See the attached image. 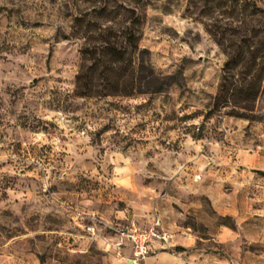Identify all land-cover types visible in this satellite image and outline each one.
<instances>
[{
    "label": "clouds",
    "instance_id": "clouds-1",
    "mask_svg": "<svg viewBox=\"0 0 264 264\" xmlns=\"http://www.w3.org/2000/svg\"><path fill=\"white\" fill-rule=\"evenodd\" d=\"M5 4L14 9L17 15L10 22L0 21V96H4L5 102V106L0 108V113L7 116L13 108L11 97L4 95L3 92V89L10 87L12 91L19 90L22 94L23 102L16 106L17 115L23 113L33 126L38 123L56 126L54 134L49 128L48 132L40 129L28 136L23 141L24 149L29 153L32 150L36 153L43 150L48 154L49 163L45 171L49 178L53 176V169L57 167L58 161L65 162L63 169H58L60 171L58 178L63 179L66 174L75 171L72 164L88 157H91V163L95 165L91 173L94 177L100 174L96 171L97 168L104 169L108 164L113 165V175L120 172L121 169L116 167V161L109 158L107 144V140L116 135L115 131L99 138L98 146L105 149L103 155L89 146L99 129L113 116L119 117L117 124L125 135L131 132L136 121L131 117H124L120 112L109 110L113 100L111 96L103 99H86L79 95L81 86L76 79L81 73L78 53L84 46L86 38L83 35H75L74 20L81 18L91 23L101 22L100 31L123 37L129 28L136 31V28L127 22V17L132 11L139 14L136 0H96L95 3L93 0H11V2L0 0V5ZM232 6L235 12L224 21L226 24L241 31L264 25V8L256 10L253 7V0H232ZM97 8L104 10L102 17L96 16L94 10ZM148 11L151 14V8ZM171 19L174 20L175 17ZM65 24H69L70 27L65 29ZM96 34L97 30L90 33ZM57 48L64 49L60 57L56 56ZM224 60L226 58L221 57V61L215 64L216 70L220 72L219 76L214 71L196 85H189L195 88V97L186 98L190 100V106L184 111H179L178 115L209 111L210 106L217 102L221 85L225 82L224 77L227 76L231 86L226 94L227 104L223 102L220 104V114L236 112L242 117H229L233 131L225 139L229 140L231 150L226 153L221 151L222 142L215 136L223 132V128L216 126V132H212V127L216 125L215 120L209 121L207 128L208 136L212 139L206 137L197 141L191 134L179 130L172 131L163 138L169 140V143L179 139L182 147L181 153L178 154L179 158L185 162L189 159L197 161L199 167L192 179L200 183L209 176L216 179L213 168L222 166L221 171H224L223 166H229L231 171H226L222 177L225 182L234 183L229 199L234 201L237 196L243 194L247 211L243 216L238 212L232 213L238 217L236 230L220 226L219 229L210 231L209 239L202 241L204 248L225 252L226 259L219 261L218 264H264V251H261L259 256L253 251L264 248V177L257 178L252 174V169L264 171V158L259 157V153L264 152V99H249L247 102L242 100L238 95L239 89L246 88L251 77L246 81L238 71L230 74L223 72ZM35 80H39L40 83L33 84ZM256 83L258 91L264 96V79H259ZM125 103L136 105L142 101L132 100ZM181 106L182 102L176 105L177 109ZM74 117L79 119H73ZM9 122L15 125V120L9 116L5 126L0 127V132L7 131L10 137L12 130L7 127ZM202 122L203 117L197 116L195 119L185 121L184 126L191 128L195 125L198 132ZM78 126H82L80 130ZM9 137H6V140ZM148 139L154 142L156 137L149 135ZM149 147L159 145L150 144ZM191 150H194L196 155H185V152ZM228 156H234L235 163L227 159ZM72 157H76V161H73ZM33 158L35 157L29 155L30 161ZM7 159L6 154H0V162ZM148 162L141 158V164ZM152 162L159 166V157H155ZM173 162L177 167L168 170L166 175H149L162 179L165 183L172 180V189L179 190L176 195L164 198L160 193L154 192L148 197L147 202H141L143 199L138 197L135 204L127 206L124 210L113 209L100 216L104 229L120 231L115 237H106L104 229L94 226L90 235L85 237L87 243L79 249L70 250L72 254H79L84 258L93 257L95 264H202L200 258L205 256V252L197 247L195 239L190 235L191 229L179 230L177 235L178 230L174 223L165 228V223L173 221L176 217L172 204L180 205L181 199L190 191L187 185L178 183L186 175L187 169L181 172L184 165L178 160ZM210 165L212 168H209ZM240 165L246 169L244 173L236 172ZM206 168L209 169L207 173L204 171ZM83 170L87 171L86 168ZM177 172L181 173L180 177L176 176ZM0 173L17 174L10 167L0 168ZM234 177H237L235 181ZM117 187L123 188L125 185L118 184ZM178 196L180 198H177ZM87 203L90 204L91 201ZM254 204L261 207L253 209ZM12 208L16 214H20L17 205L13 204ZM89 215L95 217L97 213L91 212ZM249 218L252 219L251 226L245 224ZM157 227L161 229L160 232L156 231ZM39 234L27 232L23 235H12L11 238L0 234V264H33L29 258L33 247L30 241L39 247V242L36 241ZM93 241L95 248L90 252L89 245ZM177 244H184L187 251L176 252Z\"/></svg>",
    "mask_w": 264,
    "mask_h": 264
},
{
    "label": "rangeland",
    "instance_id": "rangeland-1",
    "mask_svg": "<svg viewBox=\"0 0 264 264\" xmlns=\"http://www.w3.org/2000/svg\"><path fill=\"white\" fill-rule=\"evenodd\" d=\"M93 2L95 3L96 0ZM136 4L139 14L137 11L135 13L142 16V23L139 27L138 48L131 52L132 61L139 67L140 73L136 78L133 94L81 96L86 99H103L111 96L113 100L109 110L120 112L124 117H131L136 121L131 132L125 135L117 124L119 117L113 116L99 129L89 146L103 155L105 149L98 146L99 138L115 131L116 135L111 136L107 144L109 158L116 161V167L121 169L120 172L113 175V165L108 164L104 169L97 168L96 171L100 174L94 177L91 173L95 165L91 163V157H88L72 164V169L75 171L66 174L63 179L58 178L60 175L58 169H63L65 162L58 161L57 167L53 169V176L49 178L45 171L49 163L48 154L43 150L40 153L34 150L29 153L24 149L23 141L40 129L48 132L51 128L54 134L56 126H45L42 123L33 126L23 113L17 115L16 106L23 102L22 94L19 90L12 91L10 87L3 89L4 95L11 97L13 108L7 116L0 113V127L5 126L9 116L15 120V125L10 122L7 124L12 130L10 137L7 131L0 132V145H4L0 147V154L8 156L7 161L0 162V168L10 167L17 174L0 173V205H3L0 207V234L11 238L12 235H23L27 232L40 233L36 237L39 247L35 246V242L30 241L33 247L29 258L33 264H95L93 257L84 258L79 254L73 255L70 251L79 249L87 243L85 237L88 234L84 231V226L96 219L98 227L104 229L100 216L106 215L113 209L122 211L127 206L135 204L138 197L143 199L141 202H147L148 197L154 192L160 193L164 198L176 195L179 190L172 189V180L165 183L162 179L149 174L166 175L168 170L177 167L173 162L177 160L184 165L181 172L187 169L186 175L178 183L187 185L190 191L181 199L180 205L172 204L176 217L165 224L169 227L174 223L178 230L177 235L179 230L191 229L190 235L195 239L197 247L205 252V256L200 258L202 264H218L219 261L226 259L223 250L212 251L204 248L202 241L209 239V232L219 229L220 226L235 231L238 217L233 216L232 213L238 212L243 216L247 211L243 194L237 196L234 201L229 199L234 183L222 179L226 171H231L229 166H223L224 171H221L222 166L213 168L216 179L209 176L203 183L195 181L192 177L199 167L197 161L189 159L185 162L184 159H180L178 156L182 151L180 140L169 143V140L163 137L179 130L191 134L197 141L206 137L212 139L208 136L207 128L208 122L215 120L216 125L212 127V132H216V126L223 128V132L215 136L222 142L221 151L226 153L231 150L232 146L225 137L230 136L233 131L229 117L234 115H222L219 110L212 111L213 104L207 112L197 111L185 116H179L178 112L189 108L190 100L186 98L195 97V88L189 85H196L214 71L217 76L220 75L215 64L221 61V57L227 60L228 55L219 45L215 35L225 36L227 38L225 44L232 42L231 40L239 41L247 37H252L255 43H259V40H264V25L241 31L226 24L224 21L235 12L232 0L207 2L205 0H136ZM260 4L264 7V1ZM149 8L152 10L151 14ZM94 11L96 16L104 15L100 8ZM16 15L17 12L10 9L7 4L0 5V21L10 22ZM172 17L175 19H171ZM127 22L131 23L129 16ZM74 24L75 35H83L86 38L84 46L78 53L80 61L78 66L81 68L82 50L99 42L96 36L103 31H100L101 22L91 23L76 18ZM64 27L67 29L70 25L65 24ZM92 30H97V34L90 35ZM119 40L124 41V35L119 37ZM63 53L64 49L57 48V57L62 56ZM226 60L223 61V66ZM150 69L159 75L161 80L168 78L160 91H151L149 87L153 85ZM39 83V80L33 81V84ZM259 98L264 99V96L261 95ZM132 100H140L142 103L136 105L125 103ZM181 102L182 106L177 109L176 105ZM4 106V96H0V108ZM24 106L27 107L26 104ZM197 116L203 117L198 132L195 125L191 128L184 126L185 121L195 119ZM73 119L78 120L79 117ZM80 127L82 126H78V130ZM149 135L156 137L154 142L148 139ZM6 137L9 138L6 140ZM150 144H158L159 147H149ZM246 144L247 137H245ZM50 151L49 148L48 152ZM29 155L35 158L30 161ZM185 155L194 156L196 153L191 150L185 152ZM155 157L160 159L159 166L152 162ZM259 157L264 158V152H260ZM141 158L149 162L141 164ZM227 159L235 163L234 156H228ZM72 160L76 161V157H72ZM85 168L87 171L83 170ZM209 168L212 166L210 165ZM204 171L207 173L209 169L206 168ZM245 171L243 165L236 168L237 173ZM252 174L257 178L264 177V171L252 169ZM180 175V172L176 173L177 177ZM236 179L237 177H234L233 181ZM118 184H123L125 187L118 188ZM88 201L91 203H87ZM13 204L19 207L20 214L14 212ZM259 207L261 205H252L253 209ZM91 212H96L97 215L92 217L89 215ZM245 224L251 226L252 219H247ZM109 233V228L104 229L106 237ZM94 248L95 241L89 245V251L92 252ZM175 250L178 253L187 251L184 244H177ZM253 251L259 256L264 248Z\"/></svg>",
    "mask_w": 264,
    "mask_h": 264
},
{
    "label": "trees",
    "instance_id": "trees-1",
    "mask_svg": "<svg viewBox=\"0 0 264 264\" xmlns=\"http://www.w3.org/2000/svg\"><path fill=\"white\" fill-rule=\"evenodd\" d=\"M207 1L215 0H205V2ZM261 1L264 0H253V7L256 10L264 8L260 4ZM101 11L104 12L103 9ZM129 18L131 19L130 24L136 28V31L129 28L124 33V41L121 42L114 33L101 32L96 36L99 42L82 50L81 73L76 78L81 86L80 96H130L133 94L136 78L140 73L139 67L132 61L131 52L138 48L142 16L132 11ZM215 37L228 55L223 72L230 74L233 71H238L246 81L248 77H251V81H247V87L239 89V97L245 102L249 99L259 98L261 93L257 89L256 82L259 79H264V40L255 43L252 37H247L241 38L239 41L231 40L232 42L225 44L227 39L225 36L215 35ZM150 73L153 77V85L149 86L151 91H160L168 78L161 80L152 69H150ZM224 80L225 82L221 85V93L217 97V102L213 104L212 111L220 110L221 102L227 104L226 94L231 86V81L227 76L224 77ZM94 89L98 90L94 91ZM227 114L240 116L236 112Z\"/></svg>",
    "mask_w": 264,
    "mask_h": 264
},
{
    "label": "built area",
    "instance_id": "built-area-1",
    "mask_svg": "<svg viewBox=\"0 0 264 264\" xmlns=\"http://www.w3.org/2000/svg\"><path fill=\"white\" fill-rule=\"evenodd\" d=\"M94 226H97V227H98L96 219H95L93 222H91V223L85 225V226H84V231H85L88 235H90L91 230H92V228H93ZM109 229H110V231L112 232V234L115 235V236L117 235V232L120 231L119 229H112V228H109ZM125 231H126V229H125ZM156 231H157V232H160L161 229H160L159 227H157V228H156ZM121 247H123V245H122Z\"/></svg>",
    "mask_w": 264,
    "mask_h": 264
},
{
    "label": "crops",
    "instance_id": "crops-1",
    "mask_svg": "<svg viewBox=\"0 0 264 264\" xmlns=\"http://www.w3.org/2000/svg\"><path fill=\"white\" fill-rule=\"evenodd\" d=\"M165 228H168V226L165 224ZM107 237H115V235L112 234V232L110 231V233L108 234Z\"/></svg>",
    "mask_w": 264,
    "mask_h": 264
}]
</instances>
